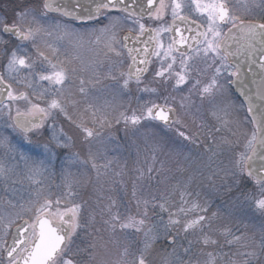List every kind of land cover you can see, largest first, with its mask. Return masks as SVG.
I'll list each match as a JSON object with an SVG mask.
<instances>
[{"label": "snow or ice", "instance_id": "snow-or-ice-1", "mask_svg": "<svg viewBox=\"0 0 264 264\" xmlns=\"http://www.w3.org/2000/svg\"><path fill=\"white\" fill-rule=\"evenodd\" d=\"M0 264H264V0H0Z\"/></svg>", "mask_w": 264, "mask_h": 264}]
</instances>
